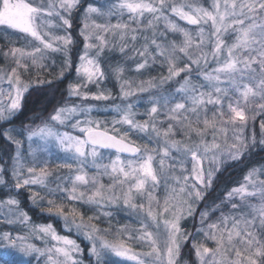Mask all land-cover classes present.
<instances>
[{"label":"snow or ice","instance_id":"1","mask_svg":"<svg viewBox=\"0 0 264 264\" xmlns=\"http://www.w3.org/2000/svg\"><path fill=\"white\" fill-rule=\"evenodd\" d=\"M79 7L80 0H0V28L25 42L3 53L11 64L0 69V120L11 122L21 109L29 87L21 73L43 67L39 62L56 54L63 57L65 70L71 67L70 53L77 43L72 16ZM112 18L118 22L111 24ZM174 18L195 26V34ZM169 35L181 39L169 40ZM79 37L83 53L76 71L81 82L69 83L68 95L80 103L54 109L41 124L18 133H27V156L21 151L23 142L12 135L14 128L0 132L15 145V156L9 155L13 190L18 196L20 189L27 188L31 203L41 212L61 217L67 230L74 228L90 241L95 264H110L109 255L136 264H178L190 235L180 221L194 214L193 205L204 199L222 158L236 160L245 154L249 145L242 131L255 121L250 113L264 114V0H209L207 7L199 0H95L84 11ZM108 37L122 42L121 55L135 54L130 57L135 72L143 74L159 59L167 75L140 81L133 90L134 82L122 80L124 67L102 66V61L107 64V53L116 48ZM109 76L122 80L121 103L108 109L116 118L94 119L92 114L104 109L90 100L115 99L110 91L99 90ZM88 84L98 91H87ZM145 94L146 100L141 99ZM141 104L147 106L143 122L136 111ZM64 127L70 131H61ZM260 129L264 134V120ZM131 136L145 142L137 144ZM251 143L256 144L254 131ZM54 149L68 175L49 171ZM105 150L114 151L115 158L106 157ZM7 171L0 165V184L5 183ZM90 171L95 174L89 175ZM257 171L251 170L245 183L227 191L231 210L239 215L205 225L209 212L200 213L205 226L197 235H204L215 247L194 243L198 264H264V180L253 179ZM259 175L264 176V170ZM59 197L97 208L118 206L139 227L100 228L92 223L96 217L85 221L75 208L66 212L57 203ZM104 215L111 217L110 212ZM0 219L23 225L32 234L0 232V264H31L25 257L34 255L46 257L45 264H83L77 259L82 250L74 240L57 234L51 224L30 227L31 218L20 210L16 197L0 201ZM37 236L48 237L52 247L29 242ZM133 243L149 250L134 252Z\"/></svg>","mask_w":264,"mask_h":264},{"label":"rangeland","instance_id":"2","mask_svg":"<svg viewBox=\"0 0 264 264\" xmlns=\"http://www.w3.org/2000/svg\"><path fill=\"white\" fill-rule=\"evenodd\" d=\"M109 2H111V0H109ZM188 2L196 3L197 0H188ZM208 2L209 0H199V3L203 4L205 7L208 6ZM93 3H95V0H80L79 9L73 12L72 36L77 41V43L73 46L72 51L70 53L71 67L65 70L64 64H63V57L60 54H56V55L51 56L49 59L39 62L44 65L43 67L33 66L31 71L21 73L22 80L24 81V83L29 85L28 91L25 92L23 99L21 101V105H22L21 109L11 118V122L0 120V132H3L7 129H12V128L16 130L15 132L12 133V135L14 136L15 139L21 140L23 142L24 146L21 149V151L25 154V156H27V152H28V142L26 140L27 133H25L23 136L19 135L18 133H20L24 128L28 126H35V125L41 124V122L43 120H46L50 114H53L54 109H57L64 105H72L74 103H80L79 100L69 99L68 84L81 82V80L78 78L77 71H76L78 64H79V56L82 55L83 53V40L82 38L79 37V30L81 27V21L84 17L85 9L87 8L89 4H93ZM124 19H126V17ZM174 19L176 23L180 24L183 27L189 28V30L192 31L193 34H195V31H196L195 26H189L186 24V22L180 21L178 18H174ZM97 22L104 23L105 21H97ZM117 22H118L117 18H112L110 21L111 24H116ZM120 22H123V20H121ZM159 30L163 31L162 24ZM58 34H62V33H58ZM108 39L110 42V46L111 45L116 46V48L113 51L108 52V55L114 56L116 54H120L118 49H119V46H121L122 42L118 38L113 39L111 37H108ZM168 39L176 40L177 42H179L181 37L179 35H169ZM20 40L22 42H20L19 45H15V42L17 43ZM229 42H231V38H229ZM3 43H5L8 46H5ZM13 46H16V47L25 46L24 38L22 36L15 34L14 32L10 30L6 31L5 29L0 28V69H7L8 66L11 64V58L9 57L6 59L3 53L6 52L8 48L13 47ZM134 55H135L134 53L129 52L127 56H123V55L122 56L124 58L127 57L129 59L130 57ZM138 59L139 58L137 57V60ZM52 61H54V63H52ZM156 62H160L161 64L164 65V62L159 59ZM107 65L108 64H105L102 61V66L107 67ZM120 66L125 68L124 63H121ZM132 67L135 68V64L133 62H132ZM151 68L155 69V66L152 65ZM70 69H74L76 73L75 77L73 78V81H70L69 83L64 85L63 88L61 89L57 87L58 82L48 80V78L46 80L43 79V77L45 76L47 77V73L49 74L52 73L51 74L52 76L58 75V77H61L60 73L62 70L64 71V74H66V72ZM154 69L144 71L143 74L135 72L134 75L132 74V75H127V76H125V72H124L122 76V80L126 79L129 82H134L133 83V90H134L136 87V84H138L140 81H148L152 78L167 75L166 66H165V70L161 69L162 71H160V69H158V71H155ZM37 77H40V78L36 80ZM181 77H183V74H181ZM113 78L115 80L114 88L110 87V85L108 86L104 82L99 86V90L110 91L112 97L115 98L114 100L100 101V102L91 101V100L89 101V103L96 105L97 107L101 109H104V111H101L99 113L94 112L92 114V118L94 119L113 120L116 118L115 114L109 111L108 109H110L113 106V104L121 103L120 84L122 83V80L118 81L115 77ZM40 79L44 80V82L41 83L39 81ZM194 82L200 83L202 81L196 80L194 78ZM45 89L50 94L49 101H47L41 108H39L38 111L33 112L29 114L28 116L21 119L20 115H21L22 110L24 109L27 98L29 96L31 97L32 94H35V93L38 94L41 91H44ZM4 91L5 93L9 91L6 83L4 85ZM87 91L94 93L98 91V88L93 84H88ZM140 98L143 100H146L147 96L145 94L144 96H141ZM2 99L6 101L8 97L4 96ZM132 99L133 101L135 100V98H132ZM146 107L147 106L145 104H141L138 108H136V111L140 113L137 119L140 120L141 122H143L146 119V117L143 115V113H145L146 111ZM250 115H255V121L254 122L250 121L248 126L244 128L242 131V137L245 139L246 143H248L249 145L245 154L241 156V158L236 159V160H230V159H227V157L222 158L224 162L220 165V169L216 173V178L213 180L211 187H209L207 191L204 192V199L200 201L198 204L193 205V207L195 208V212L192 216H186L184 219L180 221L181 229L185 233H189L190 235L188 236L187 240L184 242L183 246L181 247L180 255L177 258L178 264H198V260L195 255V249L193 247L194 243L196 244L202 243L210 248L215 247V244L213 242H210L208 239H206L204 235H197L198 229H201L202 227H204L206 224H209V223H218L222 216L230 217L233 215H239V213L232 212L230 202L227 199V195H226L227 191L239 186L240 184L245 183V177L253 169L258 170L257 175L254 176L253 179L264 180V176L259 175V171L264 170V163L261 162L258 165H253L249 167L244 173H242V176L239 178V181L233 184L232 186L230 185L229 188L227 189L225 188L222 191L221 189H219L220 180L226 175L228 171L227 166H229V164H233V162L236 163V161L238 160L240 161L243 160L244 157H247V155H251V153L256 151L257 147L264 146L260 144V141L264 140V134L261 133V129H260V122L264 120V114L250 113ZM37 117H40V119H36ZM15 118H18V120L15 123H12V121H14ZM123 130L124 129H121V131ZM61 131H70V129L67 127H64V128H61ZM253 131L255 132V140H256V144L254 146L251 143ZM72 134H78V132H73ZM231 137H232V131L230 130L229 139L227 141L229 144L233 142ZM131 139L134 140L137 144H143L145 142L143 139H138L136 136H131ZM53 151H54V155L51 158H49L50 159L49 171L59 173L61 176L68 175L69 173L67 172V170H65L62 167L64 160L61 154L56 152L55 149ZM9 155H11L12 157L15 156V145H11L9 142L5 140L3 136H0V157H2V159H0V165H3L8 169V171L3 175V180L5 181V183L0 184V187L1 186L3 187L4 192L6 194V197L4 198V200L9 197H16L20 201V210L26 211L28 215L32 214V212L34 214H40V215L46 214L45 212H41L40 208L34 206L31 203L29 199L30 193L27 188L20 189L19 190L20 194L18 196L16 192L13 190V177L11 175V161L9 160ZM105 155L106 157L110 156L112 159L115 158V153L112 150H105ZM122 158H126V157H122ZM105 162H107V160ZM26 166H31V165L26 164ZM93 174L95 173L91 171L89 172V175H93ZM103 183L107 185L109 183V180L105 178L103 180ZM81 190H85V189L81 188ZM33 191H40V189L33 188ZM40 195L43 196L45 195V193L43 191H40ZM252 202L256 203V201H252ZM57 203H62L64 205L66 212H68L72 208H75L77 209L78 213L92 214L91 216L96 217V219H94L92 223L96 224L100 228H110L111 227L112 229H116V228H120L123 226H127L129 229H135L139 227V225L136 223L135 218L131 216L129 213H127L126 211L120 209L118 206H112L111 208L109 207L97 208V207H93L90 205L69 203L68 200L64 197L57 198ZM217 206H219L218 209L213 212L212 209L216 208ZM42 207H47V206L42 205ZM203 211L209 212V219L205 221V225L201 224L200 213ZM108 212L111 213V217H107L104 215V213H108ZM116 215L124 216L125 225L122 224L120 226L119 223L112 222L113 220L111 218H114ZM29 217L31 218L30 215ZM87 217L88 216L86 215L84 216L85 221H87ZM49 218L51 219L45 223L33 222L32 220H30L29 226L31 227V226L51 224L53 228L55 229V231L57 232V234L62 235V236H68L69 239L74 240L76 244L79 245V248L82 251L80 255L77 257V259L82 260L83 264H90V262L91 263L93 262V264H95V257H93L90 253V246H91L90 241H88L80 232H77L74 228L71 231L67 230L64 227V222L61 217L55 216V215H49ZM186 219H187L186 222H188V226L184 228L183 222H185ZM53 220L59 221V224L61 227L60 229L54 224ZM86 230L87 229H84L82 231H86ZM205 230L207 229L205 228ZM5 231L19 232L20 234H23V235H30V236L32 235L31 233H28L25 231V228L23 225H19L17 223L9 224L6 221H5V227H3V230H1V232H5ZM107 238L111 240L113 237L108 236ZM29 242L35 243L36 246L39 248L52 247V243L49 242L48 237H45L42 240L37 236V238L32 239ZM131 246L134 252H146L149 250L147 246H140L139 244H136V243H133ZM107 259L109 260V262H114L115 264H136V261L130 258H120V257L109 255ZM25 260H29L31 264H45L46 257L34 255L32 257H25Z\"/></svg>","mask_w":264,"mask_h":264},{"label":"trees","instance_id":"3","mask_svg":"<svg viewBox=\"0 0 264 264\" xmlns=\"http://www.w3.org/2000/svg\"><path fill=\"white\" fill-rule=\"evenodd\" d=\"M20 42H22V41L20 40L17 43L15 42V45H19ZM3 44L5 46H8L5 43H3ZM74 57H75V55H74ZM106 57L105 58L108 62L107 63L108 65H112L115 67L117 65L120 66L121 63H124L125 68L127 67L125 69V76L135 74V71L133 70L134 67H132V62H131L130 58L129 59L127 57L124 58L121 54H116V55L112 56V55H108V53H107ZM153 66H155V69L154 68H151V69H154L155 71H158V69H160V71L165 70V66L163 64H161L160 62H156L155 64H153ZM51 74L47 73V77L45 76V77H43V79L46 80L48 78V80L58 82L57 87H59L61 89V88H63L64 85H66L70 81H73V78L75 77L76 73H75L74 69H70L66 72V74L63 75V77H58V75L52 76ZM113 77L114 76H109L108 79L105 81V84H107L108 86L110 85V87L114 88L115 80ZM38 78H40V77H37L36 80ZM44 80L40 79L39 81L44 82ZM35 94H37V93H35ZM35 94H32L31 97L29 96L27 98L24 109L22 110L21 115H20L21 119L28 116L29 114H31L33 112L38 111L39 108H41L47 101H49L50 94H49V92L46 91V89L44 91H41L37 95H35ZM17 120H18V118H15L14 121H12V123H15ZM244 158L241 161L238 160V161H236V163L233 162V164H229V166H227L228 171H227L226 175L223 178H221L220 183H219V189H221V191L224 190L225 188L226 189L229 188L230 185L232 186L233 184L238 182L239 178L242 176V173H244L249 167H251L253 165H258L261 162L264 163V146L257 147L256 151L251 153V155H247V157H244ZM5 197H6V194L4 192L3 187L1 186L0 187V201H3ZM29 215L31 216V220L33 222L45 223L51 219V218H49L48 214H41L40 215V214H34L32 212V214H29ZM85 215L89 217L92 214H84V216ZM111 219L113 220L112 222L119 223L120 226L122 224L125 225V219H124V216H122V215L121 216L116 215L114 218H111ZM186 221H187V219L185 220V222H183L184 228H186L188 226V222H186ZM53 222L59 229L61 228L59 221L53 220ZM3 227H5V221L0 219V232H1V230H3ZM90 264H93V262L92 263L90 262ZM110 264H115V263L110 262Z\"/></svg>","mask_w":264,"mask_h":264}]
</instances>
